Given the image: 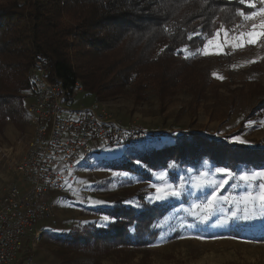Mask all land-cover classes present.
Returning a JSON list of instances; mask_svg holds the SVG:
<instances>
[{"label": "rangeland", "instance_id": "374dc122", "mask_svg": "<svg viewBox=\"0 0 264 264\" xmlns=\"http://www.w3.org/2000/svg\"><path fill=\"white\" fill-rule=\"evenodd\" d=\"M259 22L260 17L243 19L230 29H220L219 37L208 39L200 49H184V57L192 60L184 66L178 64L182 68L180 76L163 87V93L154 81L141 89L129 85L112 94L103 93L101 99L87 94L80 86L76 88L73 105L99 103L119 125L135 126L159 136L160 140L152 147L107 143L103 151L83 156L71 169L73 179L67 187L72 186L71 189L62 190L68 198L59 196L52 203L53 212L44 219L66 235L85 232L93 225L107 227L112 219L101 211L119 201L142 209L141 195L151 204L168 203L172 208L157 220L160 234L150 246L98 250L92 245L87 249H71L54 240L58 234L48 232L39 241L29 237L24 242L17 264H64L65 260L72 264H264V211L260 210L259 201L255 211H246L243 205V197L259 194V184L264 181L247 184L239 179L244 172L264 170V160L259 166L239 164L236 170L209 159L196 166L171 162L158 171H149L140 160L143 151L174 144L178 132L201 135L230 146L264 150V39L256 44L235 46L241 43L236 37L251 31L252 25ZM210 40L223 45L219 54H203ZM28 75L29 71L24 76L25 86L20 82L14 86L22 105L16 107L14 115L0 118V197L14 185L23 191L30 188V183L14 170V164L23 158L35 136L34 123L27 112L31 101L27 93ZM234 136L248 143L234 142ZM126 162L134 164L132 168L147 170L152 177L125 168ZM223 167L229 168L235 178L220 190V202L205 221L201 213L215 183L203 188L197 184L205 179L218 181L221 177L215 169ZM161 172L167 175L161 178ZM203 173L209 175L205 178ZM181 181L184 185L181 196L155 199L153 184L174 183L179 190Z\"/></svg>", "mask_w": 264, "mask_h": 264}, {"label": "trees", "instance_id": "16d2710c", "mask_svg": "<svg viewBox=\"0 0 264 264\" xmlns=\"http://www.w3.org/2000/svg\"><path fill=\"white\" fill-rule=\"evenodd\" d=\"M255 2L256 9L261 7ZM256 9L240 0H0V118L14 115L22 105L14 86L26 85L24 76L38 55L46 57L50 78L61 80L71 94L80 86L101 99L103 93L129 85L141 89L151 81L163 93L180 76L178 64L192 60L184 57V49H200L220 29L239 24L244 19L239 10L249 14ZM205 159L236 170L239 164L261 165L264 150L178 132L174 144L140 156L149 171L171 162L196 166ZM132 165L126 162L124 167L152 177ZM140 202V210L121 201L102 210L112 219L107 227L93 225L54 240L71 249L150 246L160 234L157 220L172 207L151 204L142 195Z\"/></svg>", "mask_w": 264, "mask_h": 264}, {"label": "built area", "instance_id": "2783aa9c", "mask_svg": "<svg viewBox=\"0 0 264 264\" xmlns=\"http://www.w3.org/2000/svg\"><path fill=\"white\" fill-rule=\"evenodd\" d=\"M28 78L31 101L27 112L35 136L14 170L30 183V188L23 191L14 185L0 197V264H17L24 242L29 237L40 240L43 231L38 230V224L54 210L43 197L71 184V169L93 152L95 140L151 147L160 140L135 126L119 125L99 103L74 106V94L61 80L50 78L44 56L34 58Z\"/></svg>", "mask_w": 264, "mask_h": 264}, {"label": "snow or ice", "instance_id": "6c2138e0", "mask_svg": "<svg viewBox=\"0 0 264 264\" xmlns=\"http://www.w3.org/2000/svg\"><path fill=\"white\" fill-rule=\"evenodd\" d=\"M261 7L258 10L251 11L249 14H245L243 10L238 11V15L244 18L245 21L252 20L256 17H260L259 24H253L252 30L247 33H241L240 36L236 37L237 40H240L241 43L237 44L235 46L237 47H243L244 43L247 44H256L258 40L264 39V0H259ZM240 3L242 5L246 4L250 9H256V2L255 0H240ZM217 37H219L220 33H216ZM191 38V37H189ZM223 45L218 43L216 40H210L205 45L203 54L210 55V54H219L220 50L222 49ZM215 49L216 51L213 52L211 49ZM213 75H217L216 73H213ZM220 79H223V77H218ZM252 123L251 121L249 122ZM264 123V122H262ZM232 140L234 142L239 143H248L247 140L242 139L240 136H234L232 137ZM137 163H140V161H137ZM173 167L177 166L175 164L172 165ZM215 172L220 174L221 179L218 181H211L205 179L203 183L197 184L198 188H203L207 186H212L213 183H215V188L212 191L210 197L207 199L205 203V210L203 213H201V217L203 220H207L211 213L214 211L216 204L220 202V195L219 192L221 189H223L226 185L229 184V181L234 177V173L226 167L223 168H216ZM127 175V174H125ZM167 175L166 172H161L160 177L163 178ZM205 178L209 175L208 173L202 174ZM239 179L247 184H252L253 182L257 180L264 181V170L260 171H253L251 173L244 172L240 174ZM152 187L155 190V199L157 201H162L168 198L172 197H179L183 193V181H181L179 190L177 189V186L174 183H168V184H162V185H156L153 184ZM260 192L257 195H252L251 193L245 195L243 197V205L245 210H256V204L257 201L260 203V210L264 211V183L259 184ZM225 202H227L228 198H223ZM94 203H102L101 201H93ZM199 207V206H196ZM245 218H248L245 216ZM104 219L107 221L109 220L108 217H104Z\"/></svg>", "mask_w": 264, "mask_h": 264}, {"label": "crops", "instance_id": "0c3cea01", "mask_svg": "<svg viewBox=\"0 0 264 264\" xmlns=\"http://www.w3.org/2000/svg\"><path fill=\"white\" fill-rule=\"evenodd\" d=\"M78 91H81V89L80 90H78ZM93 102V101H92ZM91 103V102H90ZM89 104V103H88ZM75 106V105H74ZM93 146H94V150H93V152L91 153V154H94V153H97V152H101V151H103L104 150V148L106 147V144H103L102 142H100V141H94V143H93ZM72 187V186H71ZM71 187H69V188H67V189H71ZM67 189H65V190H67ZM64 190V191H65ZM64 191H51V192H49V193H47L44 197H43V201L44 202H46V203H48V204H50V205H52V203L54 204V201L59 197V196H62L63 195V197L65 198V197H67L68 198V196H67V194L66 193H62V192H64ZM55 192H57V193H55ZM66 194V195H65ZM73 197V196H72ZM69 199H72L73 200V198H69ZM95 206H93V208H94ZM100 207H102V206H100ZM108 208V207H107ZM61 226V225H60ZM38 230H40V231H43V237L42 238H44V236L48 233V232H54V233H56V234H58V235H63L62 234V231L63 230H61V229H59L57 226L56 227H54L53 225H51L50 223H49V220H47V219H42L40 222H39V224H38ZM71 230H67V231H65V232H70ZM28 240V239H27ZM27 242V241H26ZM25 242V243H26Z\"/></svg>", "mask_w": 264, "mask_h": 264}]
</instances>
